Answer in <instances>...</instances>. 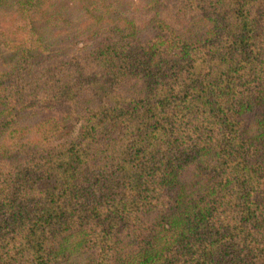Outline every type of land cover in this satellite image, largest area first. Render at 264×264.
<instances>
[{
	"label": "trees",
	"instance_id": "obj_1",
	"mask_svg": "<svg viewBox=\"0 0 264 264\" xmlns=\"http://www.w3.org/2000/svg\"><path fill=\"white\" fill-rule=\"evenodd\" d=\"M75 1L0 0V264H264V0Z\"/></svg>",
	"mask_w": 264,
	"mask_h": 264
},
{
	"label": "rangeland",
	"instance_id": "obj_2",
	"mask_svg": "<svg viewBox=\"0 0 264 264\" xmlns=\"http://www.w3.org/2000/svg\"><path fill=\"white\" fill-rule=\"evenodd\" d=\"M54 1V12H53V18L56 17H60L64 20L61 21H55V25H57L58 27H64L66 29H70V33L69 35H66V37H63L64 42L70 47V45L72 43H75V45H78L79 47L82 44H89V43H94L95 41H100L103 37V27L106 25V27L108 26V23H110V21L108 23H106L107 20H104L102 23L97 22L93 25L90 26V29L94 30L95 35L92 37H86L83 29H78L77 25L79 23V21L82 18V13L81 10L79 9V7L77 6V2L75 0H53ZM118 1V0H117ZM116 1V2H117ZM121 2L124 3V5H122L120 8L121 9H126L128 6L133 5V7H136V9L138 8H142L143 6V1L142 0H120ZM108 2V1H106ZM115 3V2H114ZM152 14V12L150 13V15ZM159 14L161 15V19H163L166 22H170L171 20V13L168 10H165L164 8L160 10ZM148 18V17H147ZM116 18H114L111 21H114ZM48 22L46 24H43L42 27H40L39 32L42 35V37L44 36V34L49 31L52 30L53 26L52 23ZM144 32L145 35H147L150 30L144 29L142 30ZM73 34H77L74 35ZM47 36V35H46ZM48 38V37H46ZM56 40V39H55ZM54 42V41H53ZM56 42V41H55ZM71 43V44H70ZM39 117L38 114H27L24 113L22 115H20L17 120H16V126H20V125H28L31 124L32 122L36 121L37 118ZM246 119L244 120V123H248L250 125L253 124V120L255 117H253L251 114L247 115L245 117ZM76 129V126L74 128V130ZM74 133V131H73ZM54 144V143H53Z\"/></svg>",
	"mask_w": 264,
	"mask_h": 264
}]
</instances>
